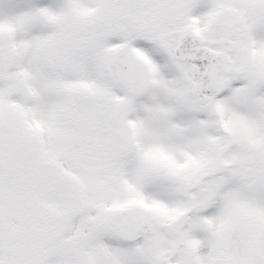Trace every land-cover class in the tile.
I'll list each match as a JSON object with an SVG mask.
<instances>
[{"label": "snow or ice", "instance_id": "6c2138e0", "mask_svg": "<svg viewBox=\"0 0 264 264\" xmlns=\"http://www.w3.org/2000/svg\"><path fill=\"white\" fill-rule=\"evenodd\" d=\"M0 264H264V0H0Z\"/></svg>", "mask_w": 264, "mask_h": 264}]
</instances>
